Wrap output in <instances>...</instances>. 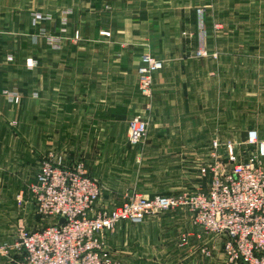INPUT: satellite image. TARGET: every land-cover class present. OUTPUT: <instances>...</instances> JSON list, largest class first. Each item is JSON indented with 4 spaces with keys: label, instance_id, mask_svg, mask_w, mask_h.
<instances>
[{
    "label": "crops",
    "instance_id": "crops-1",
    "mask_svg": "<svg viewBox=\"0 0 264 264\" xmlns=\"http://www.w3.org/2000/svg\"><path fill=\"white\" fill-rule=\"evenodd\" d=\"M144 54L163 62L149 99L136 86ZM135 114L148 123L136 148L127 143ZM249 131L264 140V0H0V245L15 239L18 217L29 218L28 187L48 153L84 162L112 208L127 188L115 171L132 159L179 171L180 189L206 191L191 175L209 139L239 143ZM182 230L139 227L144 255L134 261L206 264L193 242L182 246ZM10 259L19 255H0V264Z\"/></svg>",
    "mask_w": 264,
    "mask_h": 264
},
{
    "label": "built area",
    "instance_id": "built-area-1",
    "mask_svg": "<svg viewBox=\"0 0 264 264\" xmlns=\"http://www.w3.org/2000/svg\"><path fill=\"white\" fill-rule=\"evenodd\" d=\"M40 19L38 15L34 21ZM73 39L79 40L78 32ZM162 67L163 62L154 56H141L136 86L142 97L150 98L154 75ZM4 96L13 104L20 101L13 91H4ZM147 128L142 116L131 117L128 144L139 146ZM246 146L254 152L239 160L234 143L212 141L218 161L199 168L201 178L207 180L206 191L140 198L112 208L102 204L101 186L88 176L84 162L67 166L61 156L48 153L28 187L34 213L44 225L19 226L13 241L0 245V253L18 254L19 259H10L11 264H111L106 233L124 223L139 225L149 215L184 208L208 236L222 243L230 263L264 264V140L249 131Z\"/></svg>",
    "mask_w": 264,
    "mask_h": 264
},
{
    "label": "rangeland",
    "instance_id": "rangeland-1",
    "mask_svg": "<svg viewBox=\"0 0 264 264\" xmlns=\"http://www.w3.org/2000/svg\"><path fill=\"white\" fill-rule=\"evenodd\" d=\"M20 2V0H17ZM218 24L213 25V32L220 31L221 29L218 28ZM232 29V28H231ZM200 53V54H198ZM197 55H203L202 50H199ZM215 53L212 54V58H215ZM138 115V114H135ZM134 115V116H135ZM133 117V116H132ZM217 140L219 142H226L218 137H211L209 139V148L206 151V160L204 159L203 162L197 163L196 166L198 168L196 170H193L195 174L198 177L201 178L199 173V168L204 163L209 164L210 166L217 163V156L216 153L211 148L212 141ZM237 148V156L239 160H244L248 156H251L253 154V150L249 149L246 146V139L242 142L235 143ZM128 143V142H127ZM130 145V144H129ZM130 147L136 148L137 146ZM222 157V156H221ZM192 171V172H193ZM115 176L119 178L121 181V185H125L127 188L123 189V191H119V203L116 204L114 207L120 206L121 204L127 203L128 201H134L140 198H148L151 199L155 196H182L186 193L192 194L195 191L201 190L202 188L197 186L193 189H180L178 185H176L173 182V179L176 177V174L180 173L179 171L175 170H153V169H143L138 166V160L137 157L135 159L131 160V163L127 169H124L123 171H115ZM203 179V178H201ZM206 180V179H205ZM99 183V181L97 180ZM207 184V180H206ZM101 186L102 191H104V188ZM18 201L17 203H19ZM108 207V206H106ZM32 208V205L30 203L29 199V218L26 217H18L17 220V228L19 226H26V221L29 220V227L35 228L40 227L44 225L40 219L35 215L34 210ZM31 209V210H30ZM21 213H24L23 210L19 207V216ZM176 214L181 215H187L188 217V227H190L189 230H185V223L184 219L182 217L181 220L177 219L175 222L174 216ZM24 215V214H23ZM178 216V215H177ZM3 221L5 219H2ZM22 220V221H20ZM42 224V225H41ZM141 226H146L150 228L154 227H174V228H181V235H180V242L182 238L186 239V242L182 243V246L186 243H194V246L197 247L196 253L193 255L197 257L198 259L204 258L207 260L206 264H234L230 263L227 259L226 255L224 254L222 250V243L217 241H211V237L206 234V231L203 229V227L199 224H197L192 216L191 213L186 211V209H178L175 211H171L168 213L163 214H153L149 215L143 223L139 225H132V224H121L117 228L113 229L112 231H109L106 233L104 242H105V249L109 255V260L111 264H137L134 259L138 257H143L144 254H140L139 248L137 246V236L139 237L138 228ZM15 228V229H17ZM194 231V232H193ZM197 232V233H195ZM193 233V234H192ZM148 236V235H147ZM145 237V235H141V238ZM153 235H149V238H152ZM155 237V236H154ZM208 239V241L211 242H205V239ZM5 241V240H4ZM2 241V242H4ZM199 241V242H197ZM196 242V243H195ZM211 244V247L207 249L209 245ZM149 246L152 247V241L148 243ZM206 245V246H205ZM0 255H6L2 254L3 250ZM143 251H141L142 253ZM8 256V255H7ZM150 256H153V250L150 252ZM130 258V259H128ZM133 260H132V259ZM239 264V263H236Z\"/></svg>",
    "mask_w": 264,
    "mask_h": 264
}]
</instances>
